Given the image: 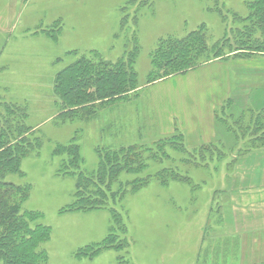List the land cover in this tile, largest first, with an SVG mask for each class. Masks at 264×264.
Listing matches in <instances>:
<instances>
[{"label":"rangeland","instance_id":"obj_1","mask_svg":"<svg viewBox=\"0 0 264 264\" xmlns=\"http://www.w3.org/2000/svg\"><path fill=\"white\" fill-rule=\"evenodd\" d=\"M140 1L0 0V89L30 106L31 130L26 138L41 141L38 152L23 161L19 180L31 187L27 207L38 210L52 229L46 245L48 264H196L200 247H206L202 244L206 231L210 250L206 261L200 264H243L241 251L234 244L226 247L225 237L255 222L240 214L246 212L247 204L241 199L237 179L240 169L255 161L251 153L264 145L252 140L254 134H259L255 131L264 127L251 121V115L256 116L258 110L244 108V99H231L224 110H219L216 127L221 147L216 153L210 154L208 148L194 149L183 132L175 129L184 135V154L166 148L171 156L168 160L150 162L148 171L153 174L157 175L162 167H172L179 170L180 179L163 184L159 175L153 176L147 186L126 197L129 252L109 250L93 259L79 255L87 245L106 237L109 214L104 210H64L72 202L75 178L57 174L60 156L54 154L56 147L77 135L88 169L98 163L97 148L101 144L117 147L141 142L154 147L173 134L161 135L151 100L153 84L164 81L159 88L163 93L181 97L185 87L192 83L208 91L216 72L221 79L223 68L213 72L202 68L211 62L258 66L253 62L256 56L243 59L227 55L225 60L217 59L170 75L174 69L158 68L153 63L152 56L160 41L170 36L184 38L202 25L217 38L225 26L221 14L211 0H146L142 5ZM224 1L231 14H244L249 2ZM135 15L137 19L131 21ZM134 32L139 48L135 57L136 93L128 100L103 104L94 114L95 119L93 116L91 120L62 121L54 91L57 74L82 56H89L92 50L107 62H118L133 48ZM248 78L243 82H251ZM171 110L176 114L174 108ZM103 130L107 131L105 142L101 141ZM250 240L247 243L254 247Z\"/></svg>","mask_w":264,"mask_h":264},{"label":"trees","instance_id":"obj_2","mask_svg":"<svg viewBox=\"0 0 264 264\" xmlns=\"http://www.w3.org/2000/svg\"><path fill=\"white\" fill-rule=\"evenodd\" d=\"M144 1H140L141 5ZM211 1L225 25L221 36L215 38L202 25L184 38L170 36L162 39L152 56L158 68L174 69L170 74L173 75L217 59H227V55L243 59L264 57V0H249L244 14H231L224 0ZM125 19V16L122 17L121 26ZM136 19L137 15L131 17V21L135 22ZM135 32L131 38L133 48L118 62H107L98 51L92 50L89 56H82L57 74L54 91L59 99L62 121L91 120L103 104L116 99L128 100L131 94L136 93L138 77L135 57L139 48ZM256 112V116L251 115V121L264 127V108ZM97 114L93 119L97 118ZM30 116L27 103L19 101L9 91L0 89V264L49 262L46 245L51 239L52 229L38 210L27 207L31 187L19 180L23 161L41 147L40 138L33 141L26 138L31 130ZM255 132L259 134H254L256 136L252 140L264 144V130ZM101 133L104 135L101 141L105 142L107 131ZM163 139L155 143L154 147H146L141 142L117 147L101 144L97 148L98 163L93 169H88L84 163L77 135L68 143L56 147L54 154L60 156L57 174L75 178L72 202L64 210L81 213L104 210L109 214L106 237L80 250V256L93 259L109 250L129 252V209L125 204L126 197L147 186L153 176L159 175L163 184L170 179H180L176 168L162 167L157 175L148 171L151 161L163 162L171 157L166 148L179 152V155L184 154L186 145L182 133L176 131ZM219 147L221 144H211L197 149L208 148L212 154ZM207 234L208 231L202 240L206 247H200L196 264L206 261L210 250ZM233 237L226 236L224 245L234 244L240 252L241 240ZM123 258L120 257L119 261H124Z\"/></svg>","mask_w":264,"mask_h":264},{"label":"crops","instance_id":"obj_3","mask_svg":"<svg viewBox=\"0 0 264 264\" xmlns=\"http://www.w3.org/2000/svg\"><path fill=\"white\" fill-rule=\"evenodd\" d=\"M255 58L257 60L254 59L253 62L258 66L254 67L220 61L202 67L207 68L205 70L209 72L223 68L224 74L221 79L217 72L211 77L210 85L207 86L208 91L200 84L192 83L190 87H185L181 97L178 95L174 97L159 89L164 85V81L153 84V91L152 87L150 89L151 100L157 110L158 116L155 118L161 135H171L175 129H180L194 149L204 145H220L216 114L227 101L244 99V108L255 110L264 108V57ZM245 78L251 82H243ZM206 97L208 100H203ZM173 108L176 114L172 112ZM251 156L256 157L255 161L250 165L247 163L246 167L240 169L237 181L240 182L241 199L247 204L246 212L242 211L240 214L255 222L247 224L244 229L235 231L232 235L238 236L241 240L243 264H264V148L253 151ZM247 239L253 241L254 247L247 243Z\"/></svg>","mask_w":264,"mask_h":264}]
</instances>
